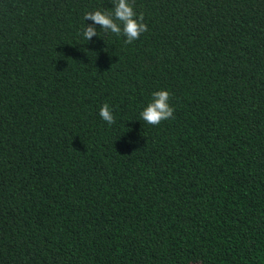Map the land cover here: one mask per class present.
<instances>
[{
	"label": "trees",
	"instance_id": "1",
	"mask_svg": "<svg viewBox=\"0 0 264 264\" xmlns=\"http://www.w3.org/2000/svg\"><path fill=\"white\" fill-rule=\"evenodd\" d=\"M130 3L0 0V264H264V0Z\"/></svg>",
	"mask_w": 264,
	"mask_h": 264
},
{
	"label": "clouds",
	"instance_id": "2",
	"mask_svg": "<svg viewBox=\"0 0 264 264\" xmlns=\"http://www.w3.org/2000/svg\"><path fill=\"white\" fill-rule=\"evenodd\" d=\"M112 11L101 10L85 12L83 20L92 21L85 25L82 36L85 41H91L93 36L99 35L95 25H99L105 33L116 36H124L125 43H131L138 39L141 33L147 31V25L143 22V13L137 14L130 0H112ZM170 93L166 89L154 91L152 99L140 112V120L149 125H158L173 117L174 108L169 103ZM99 115L108 124H114L115 118L108 104L105 103L99 110Z\"/></svg>",
	"mask_w": 264,
	"mask_h": 264
}]
</instances>
